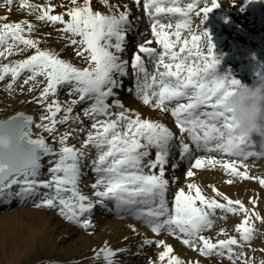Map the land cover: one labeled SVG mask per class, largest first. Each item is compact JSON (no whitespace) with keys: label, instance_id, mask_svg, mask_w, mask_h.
I'll return each instance as SVG.
<instances>
[{"label":"snow or ice","instance_id":"snow-or-ice-1","mask_svg":"<svg viewBox=\"0 0 264 264\" xmlns=\"http://www.w3.org/2000/svg\"><path fill=\"white\" fill-rule=\"evenodd\" d=\"M12 2L3 0L6 5ZM97 2L106 11L94 9L93 0H66V3L62 0L58 5L51 0L44 5L20 0L21 8L34 13L37 21L60 26L57 30L66 42L65 47L72 48L83 67L60 58L55 51L41 49L39 39L24 35L35 28L30 21L0 23V45L5 46L0 56L11 55L14 49L19 52L34 50L24 59L0 65V81L10 75L5 88L11 91L23 76L21 88L28 85L30 93L39 89L38 96L32 99L44 109L38 123L33 116L23 112L0 120V203L27 200L35 196L38 189H47L36 207L58 210L66 221L88 229L92 220L85 218L86 215L95 206H106V201H112L116 210L142 220L154 234L167 231L202 256L216 255L227 258L231 264H237V261L251 264L243 248L245 244L250 246L256 234L250 218L254 216L264 221L255 211L257 197L249 199L253 205L249 209L242 201L232 200L219 192L215 186H211L214 196L206 197L200 186L190 182L186 186L187 192L183 188L176 191L171 207L165 198L169 184L165 171L171 142L179 140L181 158L192 154L189 143L184 141L185 134L196 150L236 158L223 161L213 155L195 158L186 172L188 178L194 177L193 169L220 165L232 177L256 180L264 187V177L251 176L245 163L252 156H264V152L249 151L257 140L238 134L234 117L225 107L227 97L241 82L231 74H216L219 61L213 51L214 45L207 30L201 27L208 13L220 3L218 0H190L185 4L181 0H132L136 6H142L154 40L139 43L137 51L128 60L123 59L122 54L126 50V36L132 30L131 7L119 0L115 3L112 0ZM57 7L65 10L53 14ZM6 19L7 16L0 17V20ZM163 19L168 23H162ZM185 31L190 38L182 36ZM153 43L159 49L152 47ZM205 46L206 54L202 51ZM141 54H146L154 62L153 72L147 70ZM129 64L136 78L138 98L144 105L170 112L181 136L175 137L159 121L142 118L140 113L126 109L118 99L108 103V99L116 95L114 90L123 86L121 78L129 75ZM61 88H67V95L74 98L61 103L58 98ZM81 103L88 104L83 109V116L92 121L90 129L79 128L57 134L58 125L70 121L83 123L79 114L72 115L74 108ZM113 107L120 111L113 112ZM60 113L63 115L57 119ZM33 125L41 133H48L53 142L60 145L59 149L50 145L44 135H34ZM84 131L87 134L80 148L67 144L74 132ZM259 143L264 148V141ZM85 148L96 150V157L90 161L91 170L97 176L90 185L95 201L78 188L81 161L88 156ZM152 149H155V155L149 158ZM44 157L52 158L48 160L51 166L47 180L38 178ZM240 167L244 170L241 171ZM156 169L158 173L154 171ZM14 188L17 190L13 191ZM217 210L244 214V219L235 226L239 239L228 236L213 242L202 234L213 228ZM130 227L136 231L134 226ZM221 234L227 235L224 229L218 233ZM143 244L163 247L158 261L164 262L167 257V264H182L173 254L171 245L164 240L145 238ZM233 246L241 251H235ZM123 251L125 249H112L105 241L99 249L93 250L92 259L117 264L115 257ZM149 264L154 262L150 260Z\"/></svg>","mask_w":264,"mask_h":264},{"label":"rangeland","instance_id":"rangeland-1","mask_svg":"<svg viewBox=\"0 0 264 264\" xmlns=\"http://www.w3.org/2000/svg\"><path fill=\"white\" fill-rule=\"evenodd\" d=\"M181 2L185 4L190 2V0H181ZM218 2L220 6L212 9L201 24V27L207 30L211 37V42L214 45L213 51L215 57L219 61L216 65V74L220 76L231 74L232 77L238 79L241 83L251 84L258 75L264 74V0H235L234 3L233 0H218ZM0 8V14L2 16H5L13 10L12 7L9 8L4 4L3 0H0ZM96 10L101 11L100 7H97ZM11 15L12 13L10 12L9 16ZM240 16L242 18H240ZM138 17L139 19L137 18V20L135 17L130 19L132 26L134 22L139 25L138 22L142 14H138ZM161 22L168 23V20L163 19ZM172 23L174 24L175 21L173 20ZM196 23H199V21L197 20ZM59 27L58 25V28ZM39 30L42 32L43 28L41 27ZM139 32H144V34H139V38H142L140 43L152 37L148 18L144 22V25L140 26ZM30 34L31 33L27 32L24 33V35L32 39L41 38L38 32H36L33 37H31ZM135 34V32L130 31L126 36V49L130 52V54H128L130 58L132 50L139 44V41L137 44V41L133 39ZM182 36L190 38L187 31L183 32ZM135 38L138 40L137 37ZM20 47L23 46L21 45ZM39 47L41 49L51 50L42 40L40 41ZM202 51L204 54L207 53L206 46L202 48ZM33 52V49L24 50L23 52L14 49L11 55L6 56L5 61L11 64L14 61L24 59ZM57 53H59L60 58L69 60L78 67L84 66L82 61H76L70 53L61 52V50H58ZM130 58H128V60H130ZM1 60L0 58V61ZM145 64L148 68H151V72L152 70L154 71L155 65L151 59L146 58ZM127 71L129 72V75H127L128 80H126L119 90L121 93L124 92L125 96L130 94V99H135L136 93H134V91L136 88V78L132 74L130 64ZM10 79L11 77L8 75L3 81H0V116L9 114L17 108H28L33 110L36 122H40V116L44 114V109L33 102L32 99L38 96L39 92L37 91V93L32 96V93L28 92V85H24L23 88H21L23 76L14 85L13 90L8 91L5 86L10 82ZM66 92H68L67 88H61L58 92V98L61 103L72 98L69 97ZM82 106L86 108L88 104L81 103L77 105L76 108ZM83 109L84 108H81L82 111ZM146 109L152 112L159 111V109H154L151 106ZM73 113V116L77 115V113ZM164 113L170 115V112ZM62 115L63 113L58 114L57 119ZM79 115L83 121L82 124L70 121L66 125H58L57 134L79 128H84L85 130L90 129L92 122L85 123L86 118L83 116V112H80ZM172 122L173 121L169 122L168 128L174 131L175 137L181 136L179 129L175 125V121ZM35 131L38 134L44 135L48 143L56 150L59 149L60 145L54 143L48 133H41L40 130L36 128ZM86 134L87 131L74 132L68 139L67 144L80 148ZM184 141L189 143L192 152H194L195 147L192 146L186 134L184 135ZM171 144L172 147L170 148L169 154L171 157L170 161H178L179 140L174 139ZM83 150L88 156L81 161V177L78 182V188L82 194L91 197L93 201H95L96 197L92 195L93 189L90 185L95 182L97 176L91 170L90 161L96 157V150L92 148H85ZM214 156L216 157V155ZM49 159L52 158H43V167L38 177L41 180L49 179L48 168L51 166L48 163ZM258 162L262 163L258 166ZM245 163L253 169L259 170V174H262L264 171V157L255 159L252 156L247 159ZM180 176L181 173L174 176L172 179L177 187L184 182ZM16 190V188L13 189V191ZM47 191V189L40 188L37 194L30 199H16L8 205L0 203V264H104L103 259H92L93 250L99 249L102 246V244H98V241L94 240V232L108 233L111 235L115 230V226H120L126 221L145 229L148 234L150 233L155 237L158 236L154 234L148 226L142 224L141 220H131L129 217L112 211L108 207L109 203L106 206H95L94 211L97 214H93L90 217L92 226L88 229L80 228L78 225L66 221L63 217L61 219L58 218V210L35 206L41 201L44 193ZM111 204L114 206L113 202H111ZM220 217H227V220H224V222H222L223 220L219 221L223 219ZM252 218L256 219L254 216H252ZM243 219L244 217H240L238 214L222 213L220 210H217L213 228L206 231L217 232V229H220L225 223L240 220V224ZM146 236L148 237L147 234ZM231 236H236L237 239H239V234ZM133 237V242H137L141 239L140 234H135ZM260 237L261 236H257V239ZM257 239L251 241L250 246L245 244L243 248V252L246 253L247 258L251 260V264H260L261 261H264V248L257 244ZM233 247L235 251H241L240 248L236 246ZM126 249L127 251L125 253L115 258L117 264H149L151 257L147 256L148 248L145 246L142 245L137 248L135 245H129ZM186 249H189L188 252L194 251L189 247H186ZM143 251H145V256L140 257L139 254ZM184 254H187V252L185 251ZM220 259L223 260L221 257ZM154 264L167 263L156 261ZM237 264H240V261H237Z\"/></svg>","mask_w":264,"mask_h":264},{"label":"bare ground","instance_id":"bare-ground-1","mask_svg":"<svg viewBox=\"0 0 264 264\" xmlns=\"http://www.w3.org/2000/svg\"><path fill=\"white\" fill-rule=\"evenodd\" d=\"M28 2L36 4V5H44L47 2V0H28ZM51 2L58 5L62 2V0H51ZM63 2L66 3V0H63ZM112 2L115 3L116 0H112ZM119 2L120 3H128L129 6L131 7L132 15H131L130 19L132 17H135V19L137 20V18L139 19L138 14H142V17L140 18V20L138 22L139 25H137L136 22H134V24L132 26V30H131V31L136 33L134 35L133 39H134V41H137V44H138V41L140 43V41L142 39V38L141 39L139 38V34L142 33V32H139L140 26L144 25V22L146 21V19L148 17L144 14L142 6H140V7L136 6L134 3H132V0H119ZM7 6L9 8H11V7L13 8V10L10 11L12 13V15H11L12 17L9 16V13H10L9 12L8 14L5 15V16H7V19L6 20H0V23H12V22L23 21V20L30 21L32 24L35 25L34 30L30 34L31 37H33V35H35L36 32H38L41 35V38H39V40L40 41L42 40V42H44L49 48H51L52 51L57 52L58 50H61V52H65L67 54L70 53L73 55V58L76 61H81L75 57V55L73 54V50L70 46L65 47L66 42L60 38V34L57 30L58 25L53 27L51 25L45 24L44 22H37L34 13L30 14L27 9L21 8L20 0H13V2ZM93 7H94V9H96L97 7H100L102 12L106 11L104 6L101 5L100 3H98L97 0H93ZM64 10H65L64 8L57 7L55 9V13H53V14L62 12ZM0 17H2L1 14H0ZM240 18H242V17L240 16ZM41 27L43 28L42 32L39 30ZM142 34H144V32ZM135 37H137L138 40ZM148 40H154V38L150 37V38H148ZM9 43H10V41H9ZM126 44L127 43L125 40V45ZM151 46L159 49V46L156 45L155 43H153ZM4 47L5 46L0 45V51H4ZM25 50H28V49H25ZM136 51H137V45L135 46V49H133L131 53L133 54ZM128 54H130V52H128L126 49L125 52L122 54V58L123 59L130 58V55H128ZM132 54H131V56H132ZM141 55H142V58L144 59V62H145V59L148 58L147 55L146 54H141ZM6 56H8L7 53H5V56H0V58L2 59L0 61V65L8 63V61H5ZM145 66H146V64H145ZM146 68L151 73V71H150L151 68L150 67L148 68L147 66H146ZM152 72H153V70H152ZM121 79L123 81V84L126 82V80H128L127 76H125ZM119 89L120 88H117L114 90L116 95L114 97H110L108 99L109 104L112 103L113 99H118L121 101V103L124 105V107L126 109H130V110H133L135 112L140 113L142 118H148V119H151L154 121H159V122L165 124L166 127H168L170 121L174 122V118L171 116V114L169 115L167 113H164L161 110H159L157 112H152L149 109H146V108H149L148 105H144L142 101H138L140 99L138 98L137 95L135 96V99H130V96H131L130 94L128 96H125L124 92L121 93ZM37 91L39 92V89L31 92L32 96H34L37 93ZM134 93H136V91H134ZM72 98H74V97H72ZM85 106H82L80 108L75 107L73 112L80 114V112H83L81 110V108H85ZM111 110L113 112L120 111V109L115 108V107H113ZM88 122H92V121L90 119L86 118L85 123H88ZM170 130L174 133V131L171 128H170ZM255 139L257 140V144L254 147L250 148L249 151L254 150L253 152H256V153L264 152V148H262L260 143H259V141L261 139L258 137H256ZM192 146H194V145H192ZM150 152H151V155L149 158H154L155 149L150 150ZM209 155H213V156L216 155V158L219 160H222V161L223 160L236 159L235 157L223 155V154L218 153V152L209 153V152L204 151V150H196V149L194 152H192L191 156H186L184 158L180 157V153H179V149H178V158H179L178 161H170V159H171L170 156H169V158H167L168 164L166 165L165 179H167L169 181V184H168L167 191L165 193V198L168 201L169 206L171 207V204H172V201L174 199L176 191L183 188L187 192L188 191V189L186 187L187 184L190 182H194L198 186L201 187V189L203 190V194L206 197H213L214 196V193L212 192L211 186H215L219 190V192L228 196L232 200L242 201L243 204L245 205V207L249 208V209L253 208V205H251L249 203V199L251 197H257L258 199H257V204L255 206V211L258 212L262 218H264V188L259 184L258 181L250 180V179L241 180V179H238L236 177H232L229 173H226L220 165H217L215 168H212L210 166H206L205 168H202V169H193V171L195 172L194 177L188 178L186 176V172L189 169V167L191 166V164L194 162L195 158H199V157H205L206 158ZM253 157L255 159H260V158H263L264 156H253ZM261 163L262 162H258L257 163L258 166ZM173 164L177 165V167H175V168L172 167ZM238 167H239V165H238ZM248 169H249V174L251 176L264 177V171L262 174H259V170H255L251 166H248ZM240 170L243 171L244 168L240 167ZM154 171H156L158 173V169H156ZM180 173H181L180 177H182L184 182L182 183V185L177 187L176 183H174L172 181V179L174 178V176L179 175ZM228 180H232L233 182L227 183L226 181H228ZM192 194L194 195V191ZM217 199H219L222 203L224 202L221 197H217ZM11 202L3 203V205H8ZM111 202L106 201L105 205H108V203H109L108 207L112 211H114V212L116 211L117 213H120L121 215L129 217L131 220L132 219L136 220V218H134V216L129 215L128 213L116 210L115 207L112 206ZM93 214H97L94 211V209L91 213L86 215V218H90ZM238 215L240 217H244L243 213H238ZM58 218L61 219L62 217L59 215ZM221 220H223L222 222H224V220H227V217H224L223 219H220L219 221H221ZM239 222H240V220L235 221V222H228V223H225V225L222 226L220 229H217L218 230L217 232H207L205 230L202 234L206 237L211 238L213 242H215L217 239H227L228 236L239 234L235 231V226L237 224H239ZM250 222H251V224L254 225V227L256 229V234H255L254 239H257V236H261L260 238L257 239V244L260 247L264 248V221H262V220L257 221L256 219H253L251 217ZM141 223L145 224L142 220H141ZM130 226H134L136 231L134 232L132 230V227H130ZM221 229H224L226 231L227 235H222V234L218 235V233L220 232ZM135 234L141 235V239L138 240L137 242L132 241V239L134 238L133 236ZM146 234L148 235V237L146 236ZM93 238L95 241H98L97 242L98 244H102V245L104 244L105 241H107L112 249H125V251L119 252L116 255V257L122 253H125L127 251L126 247L129 245H135L137 248L143 245L146 248H148L147 256L151 257V260L153 262L158 261L159 252L163 251V247L162 246L157 247L155 244L144 245L143 244L144 239L148 238V239H152V240H164L167 244L171 245V247L173 249V254L176 255L182 261V264H195L196 261H199V264H230V261L228 259L223 258V260H222V259H220L219 256H216V255H212L210 257H205V256L200 255L197 251L188 252L189 249L188 250L186 249V247H188V246H185L184 244H182L181 241L179 239H176L174 236L169 235L167 231H162L157 237H155L154 235H152L150 233L148 234L145 229H142V228L136 226L134 223H130L128 221L124 222L120 226L119 225L115 226V230L112 232L111 235H109L108 233L105 234V233L94 232ZM125 238H127V239H125ZM254 239H252L251 241H253ZM185 251L187 252V254H184ZM144 252L145 251L140 252L139 256L140 257L145 256ZM167 259L168 258L166 257L164 262L167 263Z\"/></svg>","mask_w":264,"mask_h":264},{"label":"clouds","instance_id":"clouds-1","mask_svg":"<svg viewBox=\"0 0 264 264\" xmlns=\"http://www.w3.org/2000/svg\"><path fill=\"white\" fill-rule=\"evenodd\" d=\"M243 137H258L264 141V74L253 83H241L225 101Z\"/></svg>","mask_w":264,"mask_h":264},{"label":"water","instance_id":"water-1","mask_svg":"<svg viewBox=\"0 0 264 264\" xmlns=\"http://www.w3.org/2000/svg\"><path fill=\"white\" fill-rule=\"evenodd\" d=\"M17 112H23V113H25L26 115H31V116H33L34 120L36 121V119H35V114H34L33 110L28 109V108H17V109H15V110H13L12 112H10L9 114H6V115H3V116H0V120H6V119H8L9 117H11V116H13L14 114H16ZM33 133H34V135H35V134H38V133L35 131V126H34V125H33ZM46 140H47V138H46ZM47 142H48V140H47ZM42 161H43V160H42Z\"/></svg>","mask_w":264,"mask_h":264}]
</instances>
